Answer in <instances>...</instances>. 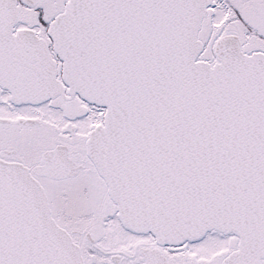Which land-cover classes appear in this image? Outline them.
Listing matches in <instances>:
<instances>
[{"label":"snow or ice","instance_id":"obj_1","mask_svg":"<svg viewBox=\"0 0 264 264\" xmlns=\"http://www.w3.org/2000/svg\"><path fill=\"white\" fill-rule=\"evenodd\" d=\"M0 264H264V0H0Z\"/></svg>","mask_w":264,"mask_h":264}]
</instances>
